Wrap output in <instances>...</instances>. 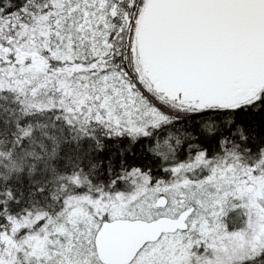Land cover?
Here are the masks:
<instances>
[{
    "label": "snow or ice",
    "instance_id": "1",
    "mask_svg": "<svg viewBox=\"0 0 264 264\" xmlns=\"http://www.w3.org/2000/svg\"><path fill=\"white\" fill-rule=\"evenodd\" d=\"M0 264H264V0H0Z\"/></svg>",
    "mask_w": 264,
    "mask_h": 264
}]
</instances>
